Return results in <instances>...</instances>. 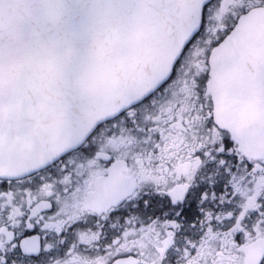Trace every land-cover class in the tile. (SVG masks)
<instances>
[{"label": "snow or ice", "instance_id": "1", "mask_svg": "<svg viewBox=\"0 0 264 264\" xmlns=\"http://www.w3.org/2000/svg\"><path fill=\"white\" fill-rule=\"evenodd\" d=\"M0 264H264V0H0Z\"/></svg>", "mask_w": 264, "mask_h": 264}]
</instances>
